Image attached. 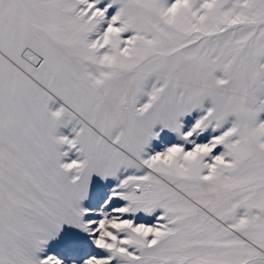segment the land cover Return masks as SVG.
Masks as SVG:
<instances>
[{
	"label": "snow or ice",
	"instance_id": "obj_1",
	"mask_svg": "<svg viewBox=\"0 0 264 264\" xmlns=\"http://www.w3.org/2000/svg\"><path fill=\"white\" fill-rule=\"evenodd\" d=\"M0 264H264V0H0Z\"/></svg>",
	"mask_w": 264,
	"mask_h": 264
}]
</instances>
